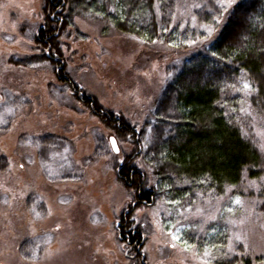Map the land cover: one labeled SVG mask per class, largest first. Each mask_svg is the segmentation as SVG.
Masks as SVG:
<instances>
[{"label":"rangeland","instance_id":"374dc122","mask_svg":"<svg viewBox=\"0 0 264 264\" xmlns=\"http://www.w3.org/2000/svg\"><path fill=\"white\" fill-rule=\"evenodd\" d=\"M193 2L179 0L178 21L190 17ZM42 3L0 0V105L13 102L0 115V158L9 163L6 172H0V264H133L136 251L120 241L118 232L127 216L146 237L141 253L147 264H217L235 256L264 260V210L260 209L264 199L259 197H264V177L245 182L239 196L228 190L223 197H204L198 191L191 206L179 212H172L164 201L137 208L138 196L119 181L125 162L114 155V137L61 86L58 66L44 62L24 68L10 63L13 56L44 52L32 40L44 23ZM75 23L86 38L72 33L62 40L70 47L63 50L74 80L106 109L124 116L138 130L143 127L146 140L150 126H144L152 121L164 86L218 32L216 27L199 25L207 39L176 51L162 43L146 45L100 21L78 17ZM245 83L251 89L237 92L240 114L252 119L264 154V117L252 108L253 86ZM39 136L65 138L68 147L53 156L55 162L45 164L31 145V138ZM99 138L107 139L111 156L96 155ZM116 142L119 153H134L131 144ZM68 167L75 179L62 180L60 170ZM141 169L152 179L149 170ZM33 195L37 197L34 209L27 205ZM40 203L44 210L38 209ZM218 221L227 228L225 255H205L195 242L187 246L180 237L196 233L199 240ZM37 237L44 238L40 255L25 260L20 247Z\"/></svg>","mask_w":264,"mask_h":264},{"label":"trees","instance_id":"16d2710c","mask_svg":"<svg viewBox=\"0 0 264 264\" xmlns=\"http://www.w3.org/2000/svg\"><path fill=\"white\" fill-rule=\"evenodd\" d=\"M193 1L190 17L181 23L179 0H43L44 23L32 40L44 52L9 60L24 68L44 62L58 66L60 84L71 91L72 99L98 117L116 141L134 147V153L124 152L125 156L120 151L114 155L124 157L119 181L134 191L136 199L138 196L137 208L164 201L172 212H179L191 206L198 191L204 197H223L228 190L239 196L245 182L264 177V154L252 119L240 114L241 100L237 94L244 81H249L254 90L250 104L264 117V0H235L226 10L221 4L228 0ZM78 17L108 24L114 31L146 45L162 43L176 51L207 39L199 25L218 28L215 39L186 59L182 69L164 86L152 121L144 126H150L147 140L143 127L138 130L124 116L106 109L74 80L63 50L70 47L62 40L69 39L72 33L86 38L77 29ZM12 103L9 100L0 105V115ZM106 140L97 139L96 155L111 156ZM67 143V139L56 136L31 138V145L37 147L45 164L55 162L53 156L62 154ZM140 165L150 171L152 179ZM8 166V159L1 157L0 172H6ZM60 172L62 180L75 179L69 167ZM259 197L264 199L263 195ZM36 199L33 195L27 205L34 209ZM44 208L43 203L38 204V209ZM260 209L264 210V206ZM129 217L121 221L125 226L122 233L118 229L120 241L136 251L131 259L133 264H147L141 253L146 237L139 226L133 227ZM132 228L135 235L132 232L125 236L124 229ZM185 236H180L182 241L187 246L195 242L200 253L225 255L228 233L222 221L211 224L199 240L196 233L187 232ZM43 241L44 238L37 237L22 244L20 251L25 260H36ZM263 261L235 256L226 261L220 259L217 264Z\"/></svg>","mask_w":264,"mask_h":264},{"label":"snow or ice","instance_id":"6c2138e0","mask_svg":"<svg viewBox=\"0 0 264 264\" xmlns=\"http://www.w3.org/2000/svg\"><path fill=\"white\" fill-rule=\"evenodd\" d=\"M231 3H232V0H228L227 5L221 4V7L226 10V8L231 5ZM208 31H209V35H211V29H208ZM243 87H244V89H249V90L251 89V86L249 84H247V83H245ZM111 143H112L113 149L116 150L117 152H119V148L117 147V142H116L115 138H113ZM236 203L237 204L240 203L239 198H237ZM205 255H209V253L205 252Z\"/></svg>","mask_w":264,"mask_h":264},{"label":"flooded vegetation","instance_id":"af4514ba","mask_svg":"<svg viewBox=\"0 0 264 264\" xmlns=\"http://www.w3.org/2000/svg\"><path fill=\"white\" fill-rule=\"evenodd\" d=\"M120 170H122V168H120ZM138 203V202H137ZM145 203V202H144ZM119 231L122 233V226L121 225H119ZM132 234H134V232L132 233ZM135 235V234H134ZM125 236H130L129 235V231H126V234H125Z\"/></svg>","mask_w":264,"mask_h":264},{"label":"water","instance_id":"95a60500","mask_svg":"<svg viewBox=\"0 0 264 264\" xmlns=\"http://www.w3.org/2000/svg\"><path fill=\"white\" fill-rule=\"evenodd\" d=\"M112 140H113V138L111 139V142H112ZM111 145H112V143H111ZM118 147V146H117ZM114 150V149H113ZM114 152L116 153V154H118L119 152H117L116 150H114Z\"/></svg>","mask_w":264,"mask_h":264}]
</instances>
